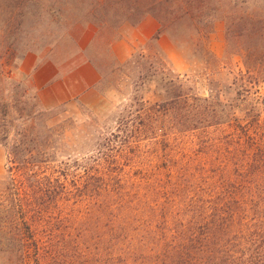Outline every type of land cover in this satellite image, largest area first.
I'll return each instance as SVG.
<instances>
[{"label": "trees", "instance_id": "obj_1", "mask_svg": "<svg viewBox=\"0 0 264 264\" xmlns=\"http://www.w3.org/2000/svg\"><path fill=\"white\" fill-rule=\"evenodd\" d=\"M7 1L5 28L14 39L0 56L7 156L0 257L9 264H264L263 99L243 100L240 91L264 84V3L258 11L249 0ZM28 16L47 21L52 50L73 40L76 23L98 24L97 39L82 51L101 76L97 93L106 99L110 75L134 85L109 117L114 130H98L75 148L66 138L70 121H57L64 107L42 110L30 76L18 81L5 70L19 71L28 51L17 54ZM149 17L158 32L117 62L122 26ZM217 22L226 25L222 58L210 49ZM165 34L189 68L185 75L160 47ZM96 45L112 58L107 74ZM235 56L246 72L234 76ZM150 82L159 102L145 99ZM234 86L239 103L224 102Z\"/></svg>", "mask_w": 264, "mask_h": 264}, {"label": "rangeland", "instance_id": "obj_2", "mask_svg": "<svg viewBox=\"0 0 264 264\" xmlns=\"http://www.w3.org/2000/svg\"><path fill=\"white\" fill-rule=\"evenodd\" d=\"M99 3L104 4L107 1L106 0H98ZM264 3V0H249L247 5L252 7L251 9H256L259 11L262 4ZM8 1L7 0H0V56L4 52V46L3 44H7L8 41L11 42L14 37L11 38L12 34L9 33V30L6 31L5 25L8 23V21L11 19L10 11L7 7ZM122 4H125L122 2ZM86 1L84 4H81L80 7L82 9L85 8L87 10ZM79 7V10L81 11V8ZM84 7V8H83ZM76 8H73V10ZM77 10V9H76ZM90 10V9H89ZM88 10V11H89ZM101 12V11H100ZM100 12L99 15H100ZM86 14V11H85ZM152 18V17H150ZM84 20H88L87 18ZM82 21V23H76L74 25L70 32L72 33L73 40H68L62 42L59 46L55 47L54 50H52L51 45V38H50V30L47 27V21H41L37 22L35 17L28 16V23L26 24V27L23 29V34L21 36V44L19 47V52H17L18 56H20L23 52V50H28L25 57L28 54H33L38 56L41 61L49 60L60 68H62L65 71L71 70L74 67H76L78 64H80L84 58L86 59L85 54L82 53L80 49V44L83 42L84 37L89 34V27L93 28V39L89 46L93 43L95 39H97L99 31H98V24L97 23H84L85 21ZM130 28H136L132 27L129 23H126L122 26L120 30V36L123 38L124 35H127L128 30ZM92 30V29H90ZM225 34H226V25L224 22H217L215 24V30L213 35L211 36L210 41V49L211 51L219 58H222L225 52ZM148 41V40H147ZM146 41V42H147ZM119 42V41H118ZM115 42L113 44V54L117 62L119 63H125L128 59H130L131 55L135 53L136 51H139L141 46L145 45V43H137L135 45H131L130 50H128V54L126 56V59H121V56L119 55V52L114 49V46L118 43ZM143 44V45H142ZM160 47L165 53V55L169 58V60L174 64L177 71L185 75L188 71V66L186 62L181 58V56L177 53L174 46L172 45L168 35H163L160 40ZM88 46V47H89ZM87 47V48H88ZM86 48V49H87ZM94 56L98 57L97 63L100 67V69L104 70L105 74L109 73L110 66L112 64V58L108 57V55L105 53V48L102 45H96L94 47ZM129 53L131 54L129 56ZM97 54H99L97 56ZM25 59V58H24ZM23 59V60H24ZM87 60V59H86ZM22 63V62H21ZM21 63L19 64V71H14L11 67L5 65V70L7 72H10L12 77L15 78L18 81H21L25 79L26 76L20 71ZM248 63L250 66H253L252 60H248ZM228 70L233 72L234 76L237 75L239 72H246L244 60L243 58L239 56H235L234 60L228 65ZM123 76H121L122 78ZM31 78V77H30ZM118 74L110 75L107 77V81H109L111 84L107 85V89H109L107 92L106 99L103 100V103L100 105H95V102L93 104H84L79 103V101H75L73 104L70 105H60L56 107H49L42 103V101L39 98L40 107L44 111H51L56 109L57 107H64V109H60L57 121H64L69 120L68 125L66 126V138L69 141V143L75 148L79 146L85 139V136H90L94 134L96 131H101L105 133L108 130H114L116 127V124L112 122V120H109V117L112 115V113L119 107L120 105L126 103V101L129 99L130 93L133 90V81L131 79L123 77V79L118 80ZM229 84L231 83L230 80H226ZM227 83V84H228ZM28 86H32L31 79L27 82ZM144 92H145V99L146 101L150 103H156L161 100L159 95L156 93L155 89V83H147L145 85ZM197 92L202 94L204 93V90L202 87H197ZM238 87L234 86L231 89H229L226 92L222 93V99L226 103H234L237 104L239 101L237 100L236 92ZM243 100H249L254 99L256 97H261L263 99V108H264V84H260L256 87H246L240 89ZM33 93H38L37 90ZM39 96V95H38ZM82 104L85 108H83L86 112H83L82 108L80 107ZM34 105V103H33ZM31 105V107L33 106ZM29 108L28 111L32 110V108ZM92 113H88V112ZM147 149V148H146ZM144 151H147V150ZM59 160H63L67 162V160L64 157L59 158ZM74 161H68L70 166L73 165ZM7 164V156L3 148L0 147V175L4 173V169L6 168ZM10 258L9 257H0V264H9Z\"/></svg>", "mask_w": 264, "mask_h": 264}, {"label": "crops", "instance_id": "obj_3", "mask_svg": "<svg viewBox=\"0 0 264 264\" xmlns=\"http://www.w3.org/2000/svg\"><path fill=\"white\" fill-rule=\"evenodd\" d=\"M159 29L158 22L149 17L136 28H130L114 49L119 52L121 59L125 60L131 45L144 44ZM92 39L93 28L89 27V34L80 44L81 51L86 50ZM20 71L31 77L40 100L46 106L70 105L75 101L86 105L95 102L94 106L103 103V98L96 91L101 76L85 58L73 69L65 71L49 60L42 62L38 56L28 54L21 63Z\"/></svg>", "mask_w": 264, "mask_h": 264}]
</instances>
